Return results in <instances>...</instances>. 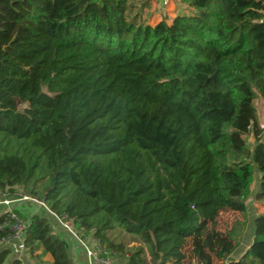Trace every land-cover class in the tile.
<instances>
[{
  "label": "trees",
  "instance_id": "1",
  "mask_svg": "<svg viewBox=\"0 0 264 264\" xmlns=\"http://www.w3.org/2000/svg\"><path fill=\"white\" fill-rule=\"evenodd\" d=\"M151 1L0 0V189L42 201L127 264H149L146 250L113 243L116 226L153 264H185L189 240L213 264L208 249L227 259L247 228L264 163V0H186L155 26L142 17ZM41 208L24 236L31 259L78 264ZM228 208L244 219L206 237ZM252 222L253 243L228 264H264V216ZM11 255L0 245V264H20Z\"/></svg>",
  "mask_w": 264,
  "mask_h": 264
},
{
  "label": "rangeland",
  "instance_id": "2",
  "mask_svg": "<svg viewBox=\"0 0 264 264\" xmlns=\"http://www.w3.org/2000/svg\"><path fill=\"white\" fill-rule=\"evenodd\" d=\"M188 10H191V8L186 0H152L151 8L144 10L142 12V17L152 26H155L162 20H167V22L170 24L175 19L178 13L186 12ZM254 103L257 108L258 116L260 118V115L264 112V109L260 110L261 113L259 112V109L261 108V106H263V100L261 99V97H259L255 100ZM262 127H264V124H262ZM246 141L251 148L254 147L253 138L246 137ZM263 172L264 163L260 164L259 166L257 165L256 182L252 187V195L247 203L248 221H250L251 219V221H253L255 217L264 216V192H262L261 190V179L264 176ZM43 183L44 181L40 182L38 186L42 188ZM241 211L242 210L239 208H228L220 212L218 217L210 222L209 227L205 230L204 235L207 237V235L209 234L212 236V238H214V235L215 237L216 235H225V233L232 228L234 222L237 219H244ZM22 216L24 220L29 224V221L31 219L30 215L22 213ZM108 236L116 245H125L129 248L144 246L146 250L147 261L149 264H153L152 257L147 247L144 243H142L139 237L127 233L123 228L119 226H116L113 230H110L108 232ZM208 250L211 255L212 263L219 264L217 256L219 251L218 245L216 244L215 246L210 247ZM184 252L186 255L185 264H204V262L201 261L198 256L194 255L193 242L191 240H189L186 244ZM114 264H127V260L122 259L119 255L116 254Z\"/></svg>",
  "mask_w": 264,
  "mask_h": 264
},
{
  "label": "built area",
  "instance_id": "3",
  "mask_svg": "<svg viewBox=\"0 0 264 264\" xmlns=\"http://www.w3.org/2000/svg\"><path fill=\"white\" fill-rule=\"evenodd\" d=\"M0 197L2 198L1 204L5 206V210L0 216V218L2 217L0 229L6 233L0 240V245L24 246V236L28 223L16 212L15 205L29 200L44 207L57 220L69 237L79 242L87 255L89 264L115 263L116 252L95 237L93 232L88 233L85 229H75L72 220L55 215L42 201L21 193L17 197H11L7 191L2 189H0Z\"/></svg>",
  "mask_w": 264,
  "mask_h": 264
},
{
  "label": "crops",
  "instance_id": "4",
  "mask_svg": "<svg viewBox=\"0 0 264 264\" xmlns=\"http://www.w3.org/2000/svg\"><path fill=\"white\" fill-rule=\"evenodd\" d=\"M261 99L263 100V104H262L263 106H261V108L259 109V112L261 109L262 110L264 109V98L261 97ZM260 116L261 117L259 118V116H258V118H259L260 124L262 126V124H264V112ZM1 200H2V198L0 197V216L2 215V213L5 210V206L3 204H1ZM35 204H37V203H34L32 201H29V200L28 201H22V202L17 203L15 205V208H16V210H19L22 213L28 214V215H30V217H32L35 214H39L40 211L43 210V208H41L42 207L41 205L39 206V204H37V205H35ZM52 219L54 220V227H55L56 232L59 233L63 238H65L70 243V249H71V254H72L73 259L78 264H89L87 255H86L84 249L82 248V246L79 244V242L73 238H70L69 235L67 234V232L57 222V220L54 218H52ZM251 220L248 221L247 228L243 232L242 236L236 240V242H235L236 247H235L234 251L232 252V254L229 255L227 259L219 261V264H228L231 260H239L241 258V256L250 248L251 244L254 241V237H255V235H254L255 230H254V227L252 225L253 222ZM11 248H12V255L11 256H12L13 260L14 259L19 260L20 264H35L24 246L16 245V246L11 247ZM40 253H41V251H39L37 254H40ZM10 260H11V258H10ZM44 260L48 261V262H53V257L50 254H48L47 256L44 257ZM9 261H8V264H10Z\"/></svg>",
  "mask_w": 264,
  "mask_h": 264
}]
</instances>
